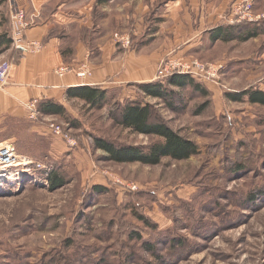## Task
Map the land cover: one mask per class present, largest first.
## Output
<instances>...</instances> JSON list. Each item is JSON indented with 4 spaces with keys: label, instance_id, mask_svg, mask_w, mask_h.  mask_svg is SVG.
Here are the masks:
<instances>
[{
    "label": "rangeland",
    "instance_id": "374dc122",
    "mask_svg": "<svg viewBox=\"0 0 264 264\" xmlns=\"http://www.w3.org/2000/svg\"><path fill=\"white\" fill-rule=\"evenodd\" d=\"M62 1L89 28L80 34L92 56L100 43L112 46L114 61L128 53L150 60L163 53L152 80L107 90L103 108L67 101L70 123L32 120L29 111L23 120H0V147L11 145L16 162H30L0 167V264H264V107L226 97L264 92V0H50L47 6ZM240 2L251 3L258 35L211 42L213 29L236 25L231 11ZM14 8L22 9L18 0H2V22L10 25ZM118 38H129L128 48ZM167 58L222 70L215 82L188 75L208 93L188 88L182 94L186 108L172 112L137 87L166 85L182 75H158ZM84 66L91 76L88 63H79ZM133 102L153 105L161 121L198 146V154L154 166L106 161L93 139L137 147L153 140L109 119L111 110ZM48 122L75 145L49 133ZM51 173L62 179L60 187L47 188Z\"/></svg>",
    "mask_w": 264,
    "mask_h": 264
},
{
    "label": "crops",
    "instance_id": "0c3cea01",
    "mask_svg": "<svg viewBox=\"0 0 264 264\" xmlns=\"http://www.w3.org/2000/svg\"><path fill=\"white\" fill-rule=\"evenodd\" d=\"M49 1L18 0L19 7L26 13V19L32 22L25 32V38L42 45L35 53L22 55L17 51L11 44L10 25L0 19V42L2 39L10 40L9 46L0 44V61L6 59L12 64L7 83L0 85V120L4 117L23 120L28 112L27 105L34 100L37 103L50 100L64 106L67 88L88 86L107 91L152 80L162 50L151 60L128 53L114 61L111 59L112 46L98 42L99 58L96 59L98 53L92 56V49L84 46L88 38L80 34L81 29L82 32L89 29L82 26L79 20L81 14L75 10L68 11L65 1L53 7L47 6ZM203 11L204 7H201L202 14ZM95 49L94 52H97ZM82 61L87 62L92 69V75L88 78L81 79L73 74L58 76L55 73L60 66H79ZM112 78L117 83L108 82Z\"/></svg>",
    "mask_w": 264,
    "mask_h": 264
},
{
    "label": "trees",
    "instance_id": "16d2710c",
    "mask_svg": "<svg viewBox=\"0 0 264 264\" xmlns=\"http://www.w3.org/2000/svg\"><path fill=\"white\" fill-rule=\"evenodd\" d=\"M111 0H101L107 3ZM2 0H0V6ZM255 23L243 22L229 27H219L210 32V40L230 42L233 40L247 41L258 35ZM10 45V40H4L0 44ZM1 47V45H0ZM6 48V47H5ZM165 83H146L138 85V89L144 98L162 101L166 109L172 112H180L186 108L183 103V92L188 88L199 91L202 95H207V90L201 88L199 83L188 75H173ZM175 89L178 91H175ZM107 91L98 87H72L65 90L67 101L77 100L92 109H101L107 100ZM229 101L247 100L250 104L264 107V92L260 90H244L239 95H226ZM204 107V106H203ZM36 113L40 117L61 118L65 123H70L64 106L50 100H41L36 104ZM109 119L116 126L127 129L129 132L153 138L147 146H123L102 138L93 139L94 148L106 153V161L116 164L139 163L144 166H154L160 164L164 158L173 161H182L198 154V146L182 137L178 132L172 130L155 115V108L149 103L133 102L115 108L109 112ZM47 188H58L63 184L62 179L55 173L47 174L45 177ZM96 192H101L105 188L95 186ZM144 221L143 217H139ZM147 223L146 221H144ZM149 250L153 248L149 247Z\"/></svg>",
    "mask_w": 264,
    "mask_h": 264
},
{
    "label": "built area",
    "instance_id": "2783aa9c",
    "mask_svg": "<svg viewBox=\"0 0 264 264\" xmlns=\"http://www.w3.org/2000/svg\"><path fill=\"white\" fill-rule=\"evenodd\" d=\"M241 3V2H240ZM237 3L234 9L231 11L233 16V21L236 24H240L243 22L251 23L255 22L258 18L253 13V8L250 2L246 4ZM264 17V15H262ZM32 22L26 19L25 12L22 9L14 8L11 12V44L12 46L19 51L22 55H27L30 53H35L39 51L42 47L41 44L34 41H29L25 38V32L30 28ZM117 37V36H115ZM118 41L123 42L124 47L129 46V38H118ZM12 68V64L9 60L0 61V85L3 86L7 83V80L10 75V71ZM222 70L221 65H203L199 63L197 60L188 61L182 59H168L163 62L161 67L158 70V75L161 77L170 76L174 73L182 74V75H190L191 77H195L198 79H202L204 81H217L218 73ZM55 73L58 76H64L67 74H73L78 78H86L90 76V72L88 71V67H79L72 68L70 66H60L56 69ZM36 104L37 101L27 105V110L29 111V118L32 120H36ZM46 129L54 136H62L69 146H74L76 141L72 138H67L63 135V130L59 125H56L52 122H48ZM15 153L11 145H5L0 147V167L1 169L14 168L15 163H23V166H29L27 162L18 161L16 162ZM127 187L131 190H136V186L134 184H128Z\"/></svg>",
    "mask_w": 264,
    "mask_h": 264
},
{
    "label": "bare ground",
    "instance_id": "6f19581e",
    "mask_svg": "<svg viewBox=\"0 0 264 264\" xmlns=\"http://www.w3.org/2000/svg\"><path fill=\"white\" fill-rule=\"evenodd\" d=\"M37 116H38V114H37ZM15 159H16V156H15Z\"/></svg>",
    "mask_w": 264,
    "mask_h": 264
}]
</instances>
